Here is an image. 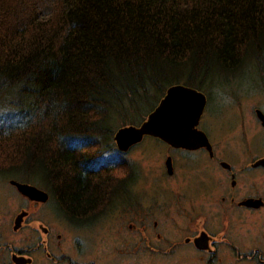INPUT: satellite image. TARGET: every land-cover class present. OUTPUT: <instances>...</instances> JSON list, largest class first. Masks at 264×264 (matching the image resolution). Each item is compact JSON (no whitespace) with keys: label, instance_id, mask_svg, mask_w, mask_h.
<instances>
[{"label":"trees","instance_id":"16d2710c","mask_svg":"<svg viewBox=\"0 0 264 264\" xmlns=\"http://www.w3.org/2000/svg\"><path fill=\"white\" fill-rule=\"evenodd\" d=\"M245 69L264 87V0H0V96L13 92L0 166L66 218L99 213L136 167L100 161L124 153L118 128L141 125L171 85L202 91Z\"/></svg>","mask_w":264,"mask_h":264},{"label":"flooded vegetation","instance_id":"af4514ba","mask_svg":"<svg viewBox=\"0 0 264 264\" xmlns=\"http://www.w3.org/2000/svg\"><path fill=\"white\" fill-rule=\"evenodd\" d=\"M258 110L264 113L261 101L252 104L250 117L238 107L242 119L233 129L239 125L240 129L226 137L237 147L233 156L203 129L211 148L202 144L185 148L156 138L165 150L156 157L153 175L145 178L148 186L157 183L162 190L152 192L134 181L136 168L131 173L123 171L114 182L110 179L99 213L73 220L59 216L67 221L66 234L40 224L36 230L41 229L44 238L35 247L18 246L15 240V235L28 230V203L9 219L0 213V264H17L14 258L18 256L31 258L27 264H35L39 253L51 264H264V150L253 146L256 129L249 127L253 119L257 128L264 129ZM127 153L103 156L100 161L127 163ZM15 173L13 168L0 166V195L8 194L4 210L11 208L10 195L28 202L11 183H28V179L19 180ZM130 188L132 195H128ZM145 195L155 201L153 211L143 208ZM134 202L137 207H130ZM23 210L29 214L16 230V217ZM54 241L56 250L50 248Z\"/></svg>","mask_w":264,"mask_h":264},{"label":"rangeland","instance_id":"374dc122","mask_svg":"<svg viewBox=\"0 0 264 264\" xmlns=\"http://www.w3.org/2000/svg\"><path fill=\"white\" fill-rule=\"evenodd\" d=\"M261 86L262 82L254 70L245 69L240 73V76L231 79L228 84L219 79L216 81L213 88L208 87L202 90L207 96V105L199 127L208 134L211 140L218 143L222 142L224 150L229 154V156H233L237 150L236 145L227 141L226 137H231L235 131L240 129V125L233 129L234 123H237L242 119V115L237 113L238 107H242L245 112V116L250 117L249 109L252 104L258 103L259 101L264 103V96L262 94V91L264 92V87ZM12 96L13 92L0 96V111L8 107L6 103L12 98ZM225 98H227V102H225ZM249 127L256 129V134L252 138L253 146L264 150V129L261 127L257 128L253 119H251ZM163 150H165V145L163 143L154 137L146 136L141 143L130 149L125 156L136 164V177L134 178V181H137L138 184L142 182L140 185H142L144 189L149 187L150 191L156 193L163 188L157 183H153L151 186H148L145 176L151 177V175H153L155 166L158 165L156 157H158L159 152ZM16 173L20 174L21 172ZM17 174L15 175L17 176ZM12 175H14V173ZM17 178L19 179L18 176ZM19 180L27 179L23 177ZM28 183L44 189L41 184L39 185L32 182ZM7 190H9V187H7ZM44 190L47 191L46 189ZM133 192L134 189L130 188L128 195H132ZM7 196V193L0 195V213H3L6 218L9 219L11 216L14 217L20 211V208L26 206L27 203L28 210H30V216L28 217V230H23L15 235L16 244L18 246L28 244L35 247L36 243L44 238L41 229L36 230L40 224H43L50 230L62 232L64 234H66V231L69 230L67 229V221H62L59 218V216H61L62 219L64 217L58 212L53 199H49L45 203H37L36 206H32L30 205L32 203L30 200L27 202L24 197L17 194L15 196L10 195L9 201L11 208L6 206V209L4 210L2 206L4 205L3 203L6 204L8 202V198H6ZM166 196H169V194L167 193ZM150 198V196L145 195L143 208L148 211H153L156 208L154 203L155 201L153 202ZM135 203L136 202H134V204L130 203V207H137ZM135 210L136 209H134V211ZM2 220L3 216L1 214L0 221ZM70 227L74 226L71 225ZM69 234L72 235L75 233L71 232ZM54 242V244L50 245V248H54L56 250L57 241ZM66 245L71 247L70 243H67ZM68 253L73 257L78 258L73 251L68 250ZM34 263L51 264L41 253L35 255Z\"/></svg>","mask_w":264,"mask_h":264},{"label":"water","instance_id":"95a60500","mask_svg":"<svg viewBox=\"0 0 264 264\" xmlns=\"http://www.w3.org/2000/svg\"><path fill=\"white\" fill-rule=\"evenodd\" d=\"M206 101V95L196 88L183 84L171 85L158 106L141 125L122 126L116 131L114 138L118 148L127 151L141 142L145 135L159 137L172 145L185 148L196 147V144L211 148L206 133L197 127ZM257 112L264 124V113L261 110ZM167 163L171 173L169 159ZM11 183L31 201L46 202L49 198L48 192L36 185L17 180H12ZM27 213L23 210L17 215L14 229L18 230L21 227ZM14 260L17 264L32 261L31 258L21 256L15 257Z\"/></svg>","mask_w":264,"mask_h":264},{"label":"clouds","instance_id":"9594fccd","mask_svg":"<svg viewBox=\"0 0 264 264\" xmlns=\"http://www.w3.org/2000/svg\"><path fill=\"white\" fill-rule=\"evenodd\" d=\"M225 102H227V98H225Z\"/></svg>","mask_w":264,"mask_h":264}]
</instances>
